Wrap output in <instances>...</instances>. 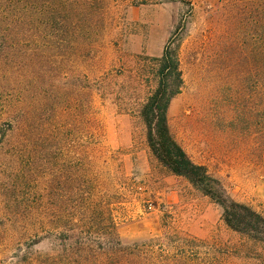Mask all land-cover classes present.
<instances>
[{
    "label": "rangeland",
    "instance_id": "obj_1",
    "mask_svg": "<svg viewBox=\"0 0 264 264\" xmlns=\"http://www.w3.org/2000/svg\"><path fill=\"white\" fill-rule=\"evenodd\" d=\"M170 39L174 138L264 216V0H0V264H264L148 145L149 59ZM109 218L126 246L188 240L205 260L105 248Z\"/></svg>",
    "mask_w": 264,
    "mask_h": 264
},
{
    "label": "trees",
    "instance_id": "obj_2",
    "mask_svg": "<svg viewBox=\"0 0 264 264\" xmlns=\"http://www.w3.org/2000/svg\"><path fill=\"white\" fill-rule=\"evenodd\" d=\"M172 40L170 39L166 44L161 57L149 59V63L155 67L156 88L141 110L148 145L164 167L174 175L187 179L194 188L209 197L222 209L223 220L229 228L251 240L264 242V216L251 207L235 201L220 180L214 178L205 166L198 165L191 159L170 130L169 109L172 101L181 94L184 87L178 48L172 46ZM143 67L145 66L140 68L142 72ZM109 219V227L114 230L113 220ZM107 227L108 225L105 227V231ZM62 229H64L61 232L62 236H67L66 233L71 231L65 226ZM182 243L183 248L177 250L175 256H169L163 245L159 247L162 254H156L153 241L126 246L114 230L112 236L107 240L105 248L118 253L129 252L128 254L135 255L140 260L144 258L147 262L158 261L157 256L159 262L162 263H166L169 258L185 262L205 260L199 258V254L195 252L185 251L190 243L188 240Z\"/></svg>",
    "mask_w": 264,
    "mask_h": 264
}]
</instances>
